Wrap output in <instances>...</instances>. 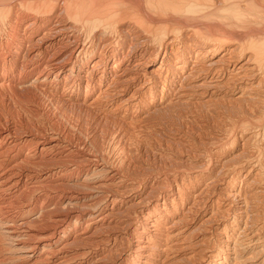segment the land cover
I'll return each instance as SVG.
<instances>
[{"label":"bare ground","instance_id":"obj_1","mask_svg":"<svg viewBox=\"0 0 264 264\" xmlns=\"http://www.w3.org/2000/svg\"><path fill=\"white\" fill-rule=\"evenodd\" d=\"M1 31L0 103L53 115L0 119V264H264V0H0Z\"/></svg>","mask_w":264,"mask_h":264},{"label":"rangeland","instance_id":"obj_2","mask_svg":"<svg viewBox=\"0 0 264 264\" xmlns=\"http://www.w3.org/2000/svg\"><path fill=\"white\" fill-rule=\"evenodd\" d=\"M12 2H10V4H11ZM37 16H38V14H37ZM18 18H19V16H18ZM20 19V21L23 19V18H19ZM16 20V19H15ZM19 21V20H18ZM22 21H24V22H22ZM21 21V26L22 27H20V29L18 28L16 31H15V34H16V32H18V34H20V33H22L21 32V30L23 31V29L24 28H26V27H29L30 29L31 28H34V26H31L32 25V23L31 24H29L28 22H27V20L26 19H24V20H22ZM20 23V22H19ZM27 24H29L28 26H27ZM24 25H26V26H24ZM23 28V29H22ZM2 32L3 31H1L0 32V41H2V42H4V43H9V41H11L10 39H11V37H9V35H11L12 33H4V32H6V31H4L3 32V34H2ZM5 34V35H4ZM4 35V38L5 39H3L2 38V36ZM6 41V42H5ZM8 41V42H7ZM29 101V103L27 104L26 102H23L24 104L22 105L21 104V108H20V106H19V104H20V102L18 103V105L16 104L15 105V103H16V101L15 102H8V101H6V103L3 105L2 103H0V119H1V121L4 123V119L6 120L7 118H8V116H11V114H12V116H15V119H11L10 117L8 118V120H9V122H8V124H9V126H12V123L11 122H14V123H16L17 121H18V123H20V124H24L25 123V121H27L25 118H26V116H28V117H30L28 114H26V116H25V113L24 112H26V110H28V112L32 115V116H34V117H36V116H38L37 114H41V113H43V114H46L47 115V117L49 116H52L53 115V109L52 108H50L48 105H47V103H46V101L45 100H42V101H37V100H28ZM27 101V102H28ZM35 101V102H34ZM41 102V103H40ZM25 103H26V105H25ZM33 103V104H32ZM6 106V107H5ZM14 106V107H13ZM24 106H26V107H24ZM10 107V108H9ZM6 108V109H5ZM42 108V109H41ZM8 109V110H7ZM11 109V110H10ZM1 110H2V112H3V110H5V112H1ZM17 110V111H16ZM20 110H23V111H20ZM41 110V111H40ZM6 111H7V113H6ZM40 111V112H39ZM17 112H18V114H17ZM35 112V113H34ZM37 112V113H36ZM3 116V117H2ZM18 116H20V117H18ZM5 117V118H4ZM25 117V118H24ZM41 117V116H40ZM19 118H20V120H19ZM24 118V120H22V119ZM37 118V117H36ZM42 118V117H41ZM14 120H16V122L14 121ZM21 121V122H20ZM13 123V124H14Z\"/></svg>","mask_w":264,"mask_h":264}]
</instances>
